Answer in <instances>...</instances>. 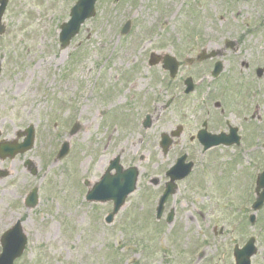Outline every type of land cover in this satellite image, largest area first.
Instances as JSON below:
<instances>
[{
	"label": "rangeland",
	"instance_id": "rangeland-1",
	"mask_svg": "<svg viewBox=\"0 0 264 264\" xmlns=\"http://www.w3.org/2000/svg\"><path fill=\"white\" fill-rule=\"evenodd\" d=\"M74 2L12 0L6 13L9 33L4 42L9 54L13 53V66L8 64V70L13 68L18 89L10 99V82L2 83L6 87L0 93V128L6 139H18L17 132L28 125L38 131L31 150L11 162H0L3 167L12 165L11 175L0 180V232L21 218L28 234L27 247L15 264H193L197 257L191 254L212 237L196 264H230L229 243L234 246L238 241L232 220L237 188L230 173L218 179L220 190L213 192L215 198L226 195L225 203L234 209V216L231 209L213 203L201 221L198 211L202 209L197 207L203 202L202 193L189 190L186 181L176 197L173 223H160V228L154 226L158 224L154 223L156 194L152 191L132 194L108 225L104 218L110 203L86 201L82 179L94 183L102 175L120 139L129 141L126 147L131 154L143 155L148 173L154 170L152 163L159 159L156 129L145 131L135 120L136 102L143 95L151 96L156 77L162 75L160 67L152 68L146 62L149 53L175 54L185 43V47L198 45L195 54L208 41L220 43L221 36L237 38L239 32L253 27L258 28V40L255 36L252 41L251 35L245 39L252 47L258 44L263 56L264 0H98L97 15L61 49L59 26L68 20ZM127 19L135 24L134 30L121 36ZM107 96L121 113L131 115L126 133L114 130L109 140L105 119H100ZM76 119L80 130L69 136ZM65 140L72 151L56 160ZM27 159L36 174L23 166ZM35 186L39 187V203L27 209L21 200ZM211 194L207 192L202 199ZM168 229L174 230L169 234ZM260 245L263 253L259 254L264 255L263 238Z\"/></svg>",
	"mask_w": 264,
	"mask_h": 264
},
{
	"label": "flooded vegetation",
	"instance_id": "flooded-vegetation-1",
	"mask_svg": "<svg viewBox=\"0 0 264 264\" xmlns=\"http://www.w3.org/2000/svg\"><path fill=\"white\" fill-rule=\"evenodd\" d=\"M5 18L6 14L2 21L6 29L0 34V93L6 87L2 83L10 82L7 91L13 99L11 95L18 86L13 68L8 70L13 59L10 60L4 42L9 33V21ZM255 30L247 28L239 32L237 38L230 39L232 42L225 37L220 43L204 44L196 54L193 51L198 45L184 46L176 53L178 69L174 77H170L160 59L157 66L163 74L156 77L151 96L143 95L135 107L137 117L144 113L140 125L149 114L150 128H155L157 133L154 142L159 159L154 161V177L147 184L152 181L160 195L169 181V170L178 162L180 171L189 167L184 180H188L191 191L204 192L209 184L218 189V179L230 173L237 188L238 235L245 242L254 235L247 229L244 232V227L251 225L254 212L257 221L251 226L257 229L264 224V83L259 89V80L264 82V69L260 75L255 59L258 44L252 47V42L245 39L251 35L252 41L255 36L258 40ZM200 55L212 57L201 59ZM113 121L111 118L109 128L114 129ZM116 122L121 123L125 132L126 118H116ZM1 134L0 130V138ZM128 143L123 139L115 141L111 157L120 154L124 166L136 162L126 147ZM142 158L140 155L138 162ZM11 166H0L2 173H7L4 178L11 175ZM146 171L140 168L141 180ZM183 181L177 184L180 186Z\"/></svg>",
	"mask_w": 264,
	"mask_h": 264
},
{
	"label": "water",
	"instance_id": "water-1",
	"mask_svg": "<svg viewBox=\"0 0 264 264\" xmlns=\"http://www.w3.org/2000/svg\"><path fill=\"white\" fill-rule=\"evenodd\" d=\"M94 2L95 0H79L77 5L73 8L72 13H71L72 18L67 24H64L63 31L61 33V40L63 44L68 43L70 38L78 31L79 26L84 21V19L92 15ZM14 146L15 147L11 148V150L13 151L23 148L22 145H19V146L14 145ZM65 151L66 150H64L63 153H65ZM105 186L106 185L104 184L101 188L97 190L94 189L90 194H92L93 197H99V198L107 197V195L109 194L111 196L118 195L117 192H112L106 189ZM132 187H133V184H132ZM90 194H89V197H91ZM118 207H119V204L117 208ZM14 243L15 242L11 241V239H6L5 241H3L4 250H3V253L0 255V264H12L14 258L20 255L23 249L24 243L20 242L18 246H14Z\"/></svg>",
	"mask_w": 264,
	"mask_h": 264
}]
</instances>
